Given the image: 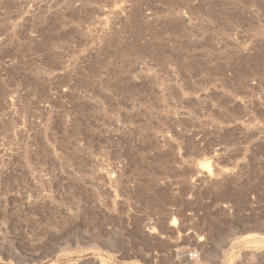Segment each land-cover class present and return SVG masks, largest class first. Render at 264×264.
Returning a JSON list of instances; mask_svg holds the SVG:
<instances>
[{
    "label": "rangeland",
    "instance_id": "obj_1",
    "mask_svg": "<svg viewBox=\"0 0 264 264\" xmlns=\"http://www.w3.org/2000/svg\"><path fill=\"white\" fill-rule=\"evenodd\" d=\"M0 264H264V0H0Z\"/></svg>",
    "mask_w": 264,
    "mask_h": 264
},
{
    "label": "built area",
    "instance_id": "obj_2",
    "mask_svg": "<svg viewBox=\"0 0 264 264\" xmlns=\"http://www.w3.org/2000/svg\"><path fill=\"white\" fill-rule=\"evenodd\" d=\"M184 258L189 262L197 261L199 256L195 251H187L184 253Z\"/></svg>",
    "mask_w": 264,
    "mask_h": 264
},
{
    "label": "bare ground",
    "instance_id": "obj_3",
    "mask_svg": "<svg viewBox=\"0 0 264 264\" xmlns=\"http://www.w3.org/2000/svg\"><path fill=\"white\" fill-rule=\"evenodd\" d=\"M206 167H207V166H206ZM208 167H209V166H208ZM208 167H207V168H208ZM208 169H209V171H210V168H208ZM206 171H207V169H206ZM208 173H209V172H208Z\"/></svg>",
    "mask_w": 264,
    "mask_h": 264
}]
</instances>
